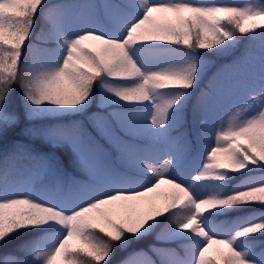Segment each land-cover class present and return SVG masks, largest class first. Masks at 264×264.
Listing matches in <instances>:
<instances>
[{
    "label": "snow or ice",
    "instance_id": "obj_1",
    "mask_svg": "<svg viewBox=\"0 0 264 264\" xmlns=\"http://www.w3.org/2000/svg\"><path fill=\"white\" fill-rule=\"evenodd\" d=\"M0 264H264V0H0Z\"/></svg>",
    "mask_w": 264,
    "mask_h": 264
},
{
    "label": "trees",
    "instance_id": "obj_2",
    "mask_svg": "<svg viewBox=\"0 0 264 264\" xmlns=\"http://www.w3.org/2000/svg\"><path fill=\"white\" fill-rule=\"evenodd\" d=\"M49 3H56L57 0H48ZM231 3L234 4H239V5H243L246 4L248 2H250V0H230ZM39 23V21H38ZM257 46L259 45V40L256 41ZM248 47V39L245 38L243 43L239 46V48L236 50V55H239L241 52H243V50ZM171 186L167 183H164L160 186L159 189H157V191L155 193H151L150 196L152 197H159L162 196L163 194L167 193L170 190ZM160 203H163L162 200L159 201ZM216 246H213V248H215ZM211 251V250H210ZM122 255V254H121Z\"/></svg>",
    "mask_w": 264,
    "mask_h": 264
}]
</instances>
